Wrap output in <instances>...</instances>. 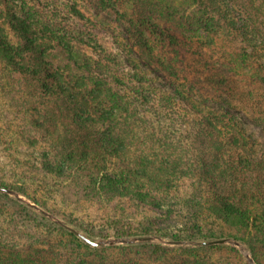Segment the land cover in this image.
<instances>
[{
    "label": "trees",
    "instance_id": "trees-1",
    "mask_svg": "<svg viewBox=\"0 0 264 264\" xmlns=\"http://www.w3.org/2000/svg\"><path fill=\"white\" fill-rule=\"evenodd\" d=\"M80 2L92 17L71 8L58 22L54 15L38 13L31 1L0 0V95L9 96L27 127L17 135L28 136L24 141L33 144L36 132L51 140L65 138L113 160L120 169L112 170V176L97 170L102 159L88 154L81 160H92V173L98 171L96 189L103 183L120 188L119 178L137 176L155 191H169L170 174L193 172L197 184L184 202L193 223L189 245L179 236L171 244L195 254L215 247H201L197 238L225 239L241 244L255 264H263L258 253L264 252V0H133L131 6L125 0ZM11 34L17 46L7 40ZM105 35L120 43L107 50ZM217 45L223 52L235 51L237 60L220 61ZM153 89L162 91L165 106L189 111V159L168 153L175 154L168 140L153 146L132 134L130 120L141 123L136 114L150 107ZM0 196L8 198L4 191ZM132 196L143 198L137 191ZM255 207L261 212L251 213ZM212 217L235 224L215 233L202 223ZM64 231L76 243L68 252L91 250L94 261L57 257L49 249L1 247L0 264H106L95 253L99 248L82 239L91 241L88 236ZM161 251L156 263H169L168 251ZM194 264L239 263L207 257Z\"/></svg>",
    "mask_w": 264,
    "mask_h": 264
},
{
    "label": "rangeland",
    "instance_id": "rangeland-1",
    "mask_svg": "<svg viewBox=\"0 0 264 264\" xmlns=\"http://www.w3.org/2000/svg\"><path fill=\"white\" fill-rule=\"evenodd\" d=\"M28 1H31V6L38 13L46 18L54 15L58 22L66 13L68 15L67 10L71 8L79 7L85 15L92 17L81 0ZM125 2L129 6L134 4L133 0ZM175 7L181 8L179 2H176ZM2 21L0 26L4 25ZM197 35L205 37L200 33ZM153 37L159 40L155 34ZM143 38L148 41L146 36ZM7 40L12 45L17 44L13 34L7 36ZM102 42L107 50L114 42L120 43L109 35H105ZM148 44L154 47L151 40ZM235 44L238 45V42ZM215 48L220 61L237 60L235 51L226 49L227 52H223L224 48L220 45ZM235 48L237 50L236 46ZM152 92L150 107H143L144 114H136L135 119L141 123L135 124V120H130L132 134L142 135L141 142L153 146L159 144V139L168 140V143H174L175 154L168 153L175 157L186 155L189 159L193 154L190 131L192 117L189 111L176 104L165 106L166 100H161L162 91L153 89ZM0 99V191L8 195V198L0 196V248L15 251L49 249L50 253L59 255L57 257L94 261V255L90 257L91 250L68 252L66 248L72 249L71 246L76 243H73V239L64 230L72 229L78 235L88 236L97 244L99 249L94 252L106 264H157V260L161 261L162 249L168 251L167 264H194L196 260H205L207 257L220 262L226 260L255 264L241 244L225 239L218 240L222 241L219 244H211L215 246L212 249H197L195 254L182 251L178 245L171 244V238L179 236L183 245H189L187 240L193 223L185 214L184 202L197 184L193 172L183 169L181 176L179 172L170 174L169 191H155V187L149 186L137 176L119 178L120 188H109L103 183L102 189H96L101 182L98 171L92 173V160H81H85L84 157L88 154L93 158L97 157V160L102 159L103 163L98 160L101 164H98L97 170L104 169L111 176L112 170L114 172L120 169L113 160L100 154L96 156L94 152L91 154V151L86 152L77 143L70 145L65 138L62 141L47 139L41 132L35 133L37 138L33 141L34 144L24 141L29 139L28 136L22 139L17 135L18 129L25 131L27 128L17 115L18 109L11 104L9 96L3 99L0 95ZM169 101L174 103L172 97ZM136 109L137 112L142 110L138 105ZM143 121H146L145 125ZM4 185L8 188L4 189ZM136 191L143 198L134 199L132 195ZM260 212L257 207L251 211L256 214ZM202 223L204 228L215 229V233L225 231L228 225L235 224L217 221L214 217L207 218ZM197 239L201 242V247H205V243L217 242ZM192 258L194 260L188 262ZM258 258L264 264V252L258 253Z\"/></svg>",
    "mask_w": 264,
    "mask_h": 264
},
{
    "label": "water",
    "instance_id": "water-1",
    "mask_svg": "<svg viewBox=\"0 0 264 264\" xmlns=\"http://www.w3.org/2000/svg\"><path fill=\"white\" fill-rule=\"evenodd\" d=\"M82 239H84V241H85L86 243H88V244H90V245H92V246H97L96 243H93V242L89 241L88 239H85V238H83V237H82ZM221 242H222V241L210 242V243H205L204 245L219 244V243H221Z\"/></svg>",
    "mask_w": 264,
    "mask_h": 264
}]
</instances>
